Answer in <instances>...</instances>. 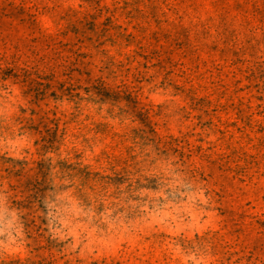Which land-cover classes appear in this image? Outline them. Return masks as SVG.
<instances>
[{"label":"rangeland","instance_id":"rangeland-1","mask_svg":"<svg viewBox=\"0 0 264 264\" xmlns=\"http://www.w3.org/2000/svg\"><path fill=\"white\" fill-rule=\"evenodd\" d=\"M0 264H264V0H0Z\"/></svg>","mask_w":264,"mask_h":264}]
</instances>
